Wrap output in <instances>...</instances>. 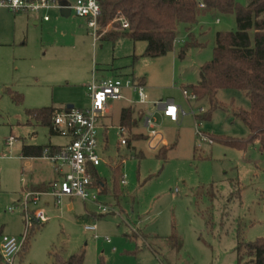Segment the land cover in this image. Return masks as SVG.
<instances>
[{
  "label": "rangeland",
  "instance_id": "obj_1",
  "mask_svg": "<svg viewBox=\"0 0 264 264\" xmlns=\"http://www.w3.org/2000/svg\"><path fill=\"white\" fill-rule=\"evenodd\" d=\"M235 1L246 5V0ZM115 28L111 21L102 31ZM235 29L233 14L200 15L189 28L177 26L172 50L147 57L142 55L146 42L94 38L83 17L55 8L40 14L0 8V238L20 239L26 233L25 247L13 264H53L55 255L66 259L75 252L83 253L82 264H237L238 256L248 259L237 245L264 237V147L257 139L236 149L208 138L247 140L249 129L235 112L249 110V100L241 92L219 90L217 107L211 108L206 99L187 100L182 94L183 89L191 94L187 87L197 82L199 67L211 60L216 32ZM184 45L188 47L179 57ZM93 77L143 78L145 86V104L134 103L136 95L125 90L127 100H109L111 113L101 119L105 129L99 144L106 145L101 157L112 165L125 160L121 174L127 184L119 185L124 195L98 194L97 200L119 215H99L77 199L71 209L63 199L60 211L52 197L41 196L38 204H28V212L45 209L46 220L26 222L19 206L24 188L49 180L51 174L44 159H34L28 172L21 146L67 142L27 111L67 104L88 107L86 85ZM166 100L185 115L177 121L164 117L155 103ZM130 104L153 118L165 141L163 156L158 154L162 145L150 150L145 138L130 146L119 144V113ZM200 107L203 119L190 114ZM133 130L147 131L142 123ZM96 169L112 187L110 168L101 163ZM93 224L94 232L83 231L84 225Z\"/></svg>",
  "mask_w": 264,
  "mask_h": 264
},
{
  "label": "trees",
  "instance_id": "obj_2",
  "mask_svg": "<svg viewBox=\"0 0 264 264\" xmlns=\"http://www.w3.org/2000/svg\"><path fill=\"white\" fill-rule=\"evenodd\" d=\"M101 15L97 19L100 31L108 23L119 28L114 22L118 12L128 22V28L109 30L101 34V38L115 41L127 37L132 41H144L146 47L144 56L160 57L172 50L176 39L177 26L186 24L187 28L197 22L200 15L205 14H233L236 29L229 32H216L215 45L211 60L203 63L198 70V80L187 87L196 99H206L211 108L217 107L215 95L219 90H235L243 93L249 100V110H239L235 116L249 129L247 140L226 139L223 137H209L213 142H220L236 149L244 148L246 143L257 139L260 147H264V0H246V5L240 6L235 0H97ZM199 3L203 7H199ZM187 45L180 48L178 55L182 57ZM135 79L134 77H132ZM144 84L143 78L136 79ZM20 100V96H15ZM55 109L43 107L27 111L41 125L51 130V115ZM144 112L136 110L134 106L123 107L119 113V125L129 133L127 145L133 140L146 138L141 133H132L138 126ZM198 114L197 119H203ZM45 146L22 145L20 156L23 158L40 157ZM166 146L158 149V154L164 155ZM111 184L92 172L95 183L104 186V192L111 191L114 198L122 194L119 183L121 166L110 169ZM41 187L31 188V190ZM169 236L168 239H173ZM25 247V243L22 248ZM245 249V257H237V264H264V237L254 241L238 243L237 251ZM83 253L75 252L62 259L55 255L53 264H82Z\"/></svg>",
  "mask_w": 264,
  "mask_h": 264
},
{
  "label": "built area",
  "instance_id": "obj_3",
  "mask_svg": "<svg viewBox=\"0 0 264 264\" xmlns=\"http://www.w3.org/2000/svg\"><path fill=\"white\" fill-rule=\"evenodd\" d=\"M199 6L203 7V4L200 3ZM0 8L30 13L55 8L66 16L74 15L86 18L87 27L92 29L94 38L99 37L102 32H106L100 31L97 23V19L101 15L97 0H75L72 5L58 3L56 0H0ZM43 20L47 21L48 17L43 16ZM114 21L119 23V29L126 30L128 28V22L119 12ZM86 87L89 98L88 107L84 109L75 107L55 109L51 115L52 132L64 137L67 142L60 146L47 145L43 147L40 158L51 165L55 177L42 190L24 188L19 206L26 214V222L30 220L36 224H42L46 220L45 209L28 212V204H38L41 196L52 197L58 206H61L65 198H76L82 202L93 204L100 214L110 212L118 214L111 206L97 200L99 189L94 182L91 170L103 162L99 150L98 132L100 128H104L101 119L110 112L109 100L124 99L123 92L126 90L136 95L134 103L145 104L147 102L145 86L132 77L123 79L93 77ZM182 94L187 100H196L195 94L188 95L185 89L182 90ZM155 105L160 107L162 115L171 121H177L180 115H185L180 106H177L172 100L158 101ZM201 113H203L201 107L197 113L192 110L190 112L195 118ZM143 123L147 130L145 138L147 147L154 150L162 143V135L156 129L151 115L143 117ZM118 131L120 135L119 144L126 146L129 133L120 125H118ZM208 140L209 143L212 142L210 138ZM120 162L123 164L125 160L122 159ZM120 184L122 186L127 184L125 174H121ZM15 208L10 207L8 210L13 211ZM95 230V224L83 226L84 232H94ZM25 240L26 233L20 239L14 236H1L0 260L2 264H13V258L21 250Z\"/></svg>",
  "mask_w": 264,
  "mask_h": 264
},
{
  "label": "crops",
  "instance_id": "obj_4",
  "mask_svg": "<svg viewBox=\"0 0 264 264\" xmlns=\"http://www.w3.org/2000/svg\"><path fill=\"white\" fill-rule=\"evenodd\" d=\"M43 10H41V11H39V12H36L37 14H40L41 12H42ZM35 13V14H36ZM42 20H43V17H42ZM43 21H45L46 22V20H43ZM33 23L34 24H36L37 23V21L35 20V18L33 19ZM96 78V77H95ZM123 100H127V98L125 97ZM129 106H133V105H129ZM129 106H125V107H129ZM158 108V110L161 112V109H160V107H157ZM112 109V108H111ZM111 109H110V112H109V114L111 113ZM135 109L136 110H140V108H136L135 107ZM108 114V115H109ZM162 114V113H161ZM146 116V114L144 113V115H143V117H145ZM140 123H142L143 124V127L145 128V126H144V123H143V118H142V120L140 121ZM118 125H119V118H118ZM105 126V125H104ZM105 129V128H104ZM100 130H101V128L99 129V132H98V141H99V135H100ZM133 130V129H132ZM132 133H136V132H134V130L133 131H131ZM146 134H147V131H146ZM146 134H145V136H146ZM144 135V134H143ZM105 142V141H104ZM64 143H66V142H63V143H60V144H50L49 146H60V145H62V144H64ZM101 144V143H100ZM100 144H99V150H100V154H102V152L105 150V148H106V145L104 146V148L103 147H100ZM105 144V143H104ZM161 145H165V141L163 140L162 141V143H161ZM160 145V146H161ZM129 146H130V144H129ZM129 148V147H128ZM21 149V148H20ZM131 149V148H130ZM21 157V156H20ZM120 157V156H119ZM22 158V160H23V165H26V167L27 168H25L28 172H31L32 170H33V160L34 159H42V158H40V157H28V158H23V157H21ZM43 160V159H42ZM103 160V159H102ZM121 160H119L117 163H114L113 165L112 164H110L109 162H106V161H104L103 160V162L102 163H104V164H106L110 169L111 168H113V167H116V166H121V162H120ZM48 165H49V170H50V174H51V176L49 177V180H48V178H46L45 180L46 181H44L43 179H41L40 181H37L36 183H34V184H31L29 187H27L28 189H30L31 190V188H36V187H41L42 188V186L44 187L46 184H47V182L48 181H50V180H52L54 177H55V174H54V172H53V170H52V167H51V165L48 163ZM98 167V166H97ZM97 167H95L94 169H92L91 170V172H96L97 173ZM97 175L99 176V177H101V178H103L102 176H100L98 173H97ZM104 179V178H103ZM106 180V179H105ZM97 184V187H98V189H99V192H98V194H105V195H112V193H111V191H109V193L107 192H104V186L102 185V184H99V183H96ZM119 185L120 186H122L120 183H119ZM40 188V189H41ZM40 189H35V190H40ZM120 189H124V188H121L120 187ZM122 192V194L121 195H124L123 194V191H121ZM98 196V195H97ZM66 199V205H67V208L68 209H71L72 208V202H73V200L74 199H76V198H65ZM77 200H79V199H77ZM80 201V200H79ZM82 202V201H81ZM83 203V205L85 206L86 204L87 205H89V206H91V207H93L94 209H96L95 208V206L93 205V204H91V203H88V202H82ZM101 203V202H100ZM104 204V203H103ZM60 211H61V206H60ZM105 214H108V213H105ZM105 214H100L99 213V215H105ZM134 230V229H133ZM135 232V231H134ZM136 234V233H135ZM136 236H137V234H136ZM139 236V235H138Z\"/></svg>",
  "mask_w": 264,
  "mask_h": 264
},
{
  "label": "water",
  "instance_id": "obj_5",
  "mask_svg": "<svg viewBox=\"0 0 264 264\" xmlns=\"http://www.w3.org/2000/svg\"><path fill=\"white\" fill-rule=\"evenodd\" d=\"M65 107L70 109V108L73 107V105L72 104H67Z\"/></svg>",
  "mask_w": 264,
  "mask_h": 264
}]
</instances>
